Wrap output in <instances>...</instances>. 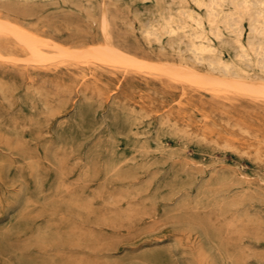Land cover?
<instances>
[{"label": "rangeland", "instance_id": "rangeland-1", "mask_svg": "<svg viewBox=\"0 0 264 264\" xmlns=\"http://www.w3.org/2000/svg\"><path fill=\"white\" fill-rule=\"evenodd\" d=\"M219 1L220 39L196 0H0V20L76 52L108 39L167 74L185 64L225 83L211 57L263 82L239 56V40L259 42L240 9L255 0ZM189 13L217 48L203 61ZM5 27L0 264H264V91L51 47L39 61Z\"/></svg>", "mask_w": 264, "mask_h": 264}, {"label": "bare ground", "instance_id": "bare-ground-1", "mask_svg": "<svg viewBox=\"0 0 264 264\" xmlns=\"http://www.w3.org/2000/svg\"><path fill=\"white\" fill-rule=\"evenodd\" d=\"M188 1V0H187ZM195 1V0H194ZM197 1V3L200 5V6H205L206 7V9H207V12H208V22L212 25V26H215L216 25V27H217V23L219 22V21H223V22H225V23H227V22H229L228 21V18H229V15L228 14H226L225 16H221V13L218 11V7H220L221 6V3H220V1L219 0H210V1H208V2H205V1H203V0H196ZM242 1V0H241ZM246 1V0H245ZM224 2V1H223ZM240 3V2H239ZM243 3V2H242ZM258 3H261V0H255V1H246L245 3H243L241 6H240V9H241V11H242V13L243 14H246V15H248L249 16V20H250V25H248V26H250V32H253L255 35V37H258L259 38V42H257V43H252V42H250L249 43V45L247 46V45H245L244 43H242L240 40H239V42H240V49H241V51L239 52V56H240V58H244V59H246V60H248V61H251L252 60V57L253 56H255V58H256V63L258 64V66L260 67V69L262 70V71H264V3L262 2L261 3V5L262 6H258L259 4ZM138 8V7H137ZM152 10V9H151ZM105 11V10H104ZM149 11V10H148ZM164 11V10H163ZM185 12H187L186 10H184ZM183 11V12H184ZM156 12V11H155ZM180 12V11H179ZM182 12V13H183ZM104 14H105V12H103ZM181 13V12H180ZM188 13V12H187ZM228 13V12H227ZM184 14V13H183ZM193 14V13H192ZM164 15V14H163ZM189 15H190V17H189ZM171 17L172 16H170V19H168L167 20V24H169V30H167V31H169V32H174L175 31V28L174 27H172L171 25H170V22H171ZM180 17V16H179ZM182 17V16H181ZM104 18H105V16H104ZM153 18H154V16H153ZM178 18V17H177ZM188 18H191V19H193V21L195 22V24H196V27H198V28H200V30L199 31H197L196 33H194V38H197V39H199V41L198 42H195V41H192V43H191V49L195 52V54H196V58H197V60H200V61H203V58H202V55L203 54H206V53H213V52H215L216 50H217V48L210 42L211 41V38H209L205 33H204V31L202 30L203 29V20L201 19V18H197V17H194L193 15H191L190 13L188 14ZM165 19V18H164ZM184 19V18H183ZM6 20V19H5ZM105 20V19H104ZM152 20V19H151ZM155 20V19H154ZM157 20V19H156ZM145 22H146V20H145ZM165 23H166V19H165V21H164ZM185 22V21H184ZM144 23V22H143ZM179 23V22H178ZM230 23V22H229ZM240 23V22H239ZM185 24V23H184ZM233 24V23H232ZM238 24V23H237ZM176 25V24H175ZM187 25V24H186ZM239 25V24H238ZM1 26L2 27H4V26H6V27H10V28H13V30L15 31L16 30V32H19L20 34H21V36H22V41L29 47V49L31 50V53H32V58L31 59H33V58H35L36 60H45L46 61V59H48L51 55H53L54 53H52L51 55L49 54V52H47V50H46V47H51L56 53L55 54H57V55H59L60 57H62V55H65V56H67V55H71V56H73V55H78L77 57H80L79 56V54H81L82 55V57H85L86 55H89L90 57H94V59L95 58H98V60H106V61H109L108 63H110V62H115V63H120V64H122V65H124V64H129V65H141V66H151V67H153V68H155V69H160V71H162V69L164 70V72H166L165 71V69H169L170 70V68L168 67H164L163 66V64H165V63H163L162 64V66H160L158 63V65H156V64H150V63H148V62H145V61H143V60H140L141 58H136V57H134L133 55H130V54H128V53H126V52H124V51H122V50H120V49H118V48H116V47H114L112 44H111V42H109L108 41V39H105V40H107V41H105L106 43H105V45L104 46H102V47H96L95 48V46H92V47H94V48H92V49H89V50H86V51H83V52H76L75 50H72L71 49V47L70 48H67V47H65V46H63V45H61V44H59V43H57V42H55L53 45H49V44H47V43H45L44 42V38L43 37H40L39 38V36L38 35H35V34H33V33H31V32H29V31H27V30H24L22 27H20L18 24H15V23H12V22H9V20H6V21H4V20H0V28H1ZM147 26V25H146ZM165 26V25H164ZM180 26H181V24H180ZM185 25H183L182 27H184ZM229 26V25H228ZM5 27V28H6ZM107 27V26H106ZM178 27V26H177ZM189 27V26H188ZM209 27H211V26H209ZM220 27V26H219ZM219 27H217L218 29H217V31L215 32V33H213L215 36H216V38H221L222 37V33L220 32V30H219ZM225 27V26H224ZM239 27V26H238ZM7 28V29H8ZM105 28V27H104ZM167 28V27H166ZM228 28V27H227ZM3 29V28H2ZM102 29V28H101ZM164 29V28H163ZM162 29V30H163ZM239 29V28H238ZM237 29V30H238ZM246 29V28H245ZM105 30V29H104ZM150 30H152V29H150ZM149 30V31H150ZM164 30H166V29H164ZM177 30H179V29H177ZM176 30V31H177ZM213 30V29H212ZM214 30H216V29H214ZM3 30H1L0 32H2ZM6 31H8V30H6ZM103 31V30H102ZM148 31V30H147ZM106 33H108L107 31H105ZM212 32V31H211ZM104 33V32H103ZM105 33V35L107 36V34ZM146 33H148V32H146ZM154 33V32H153ZM156 33V32H155ZM154 33V34H155ZM174 33H176V32H174ZM185 33V32H184ZM186 33H188V32H186ZM149 34V33H148ZM147 34V35H148ZM152 33H151V31H150V34L149 35H151ZM110 35V34H109ZM156 35V34H155ZM241 35V31L239 30V36ZM243 35V34H242ZM241 35V36H242ZM103 36V35H102ZM106 36H104L105 38H106ZM164 36V35H163ZM162 36V37H163ZM254 36L252 37L253 39H254ZM108 37V36H107ZM111 37V36H110ZM109 37V38H110ZM165 37V36H164ZM163 37V38H164ZM21 38V37H20ZM42 38V39H41ZM157 38V37H156ZM223 38H225V36H223ZM47 39V38H46ZM45 39V41H52L51 39H47L46 40ZM156 40H158V39H156ZM228 40V39H227ZM88 41V40H87ZM213 41V40H212ZM250 41V40H249ZM214 42V41H213ZM222 42H223V40H222ZM236 43V42H235ZM234 43V44H235ZM230 44H231V42H230ZM95 45V44H94ZM100 45H103V44H100ZM174 45V44H173ZM91 46V45H90ZM90 46H88V47H90ZM83 47V46H82ZM187 47V46H186ZM238 47V46H237ZM74 48V47H73ZM239 48V47H238ZM237 48V49H238ZM28 49V50H29ZM75 49V48H74ZM82 49H84V48H82ZM2 50H4V49H2ZM81 50V49H80ZM236 50V49H235ZM5 54V53H4ZM83 55H85V56H83ZM236 55V54H235ZM5 56V55H4ZM3 56V57H4ZM7 56V55H6ZM5 56V57H6ZM9 56V55H8ZM12 56V55H11ZM10 56V57H11ZM14 56V55H13ZM12 56V57H13ZM29 56H31V54L29 55ZM54 56V55H53ZM230 56V55H229ZM238 56V57H239ZM28 56L26 55V58H27ZM90 57H89V59H90ZM1 58V57H0ZM8 58V57H7ZM17 58V57H16ZM20 58V57H19ZM30 58V57H29ZM56 58V57H55ZM201 58H202V60H201ZM2 59V58H1ZM4 59V58H3ZM93 59V60H94ZM210 61H209V65L212 67V68H217L218 67V69L220 70V71H222V72H224V74L226 75V76H224L223 77V80L224 81H226V82H228L229 84H230V82H233V83H235V85L237 84L238 86H240L241 88L242 87H248V89L250 88V89H252V90H255V91H264V81L263 82H257V81H255V82H253L252 80H250L249 78H244L243 76H237V77H235V76H230V75H232L231 73H230V71H232V66H231V64H229V63H227V62H225V61H223V59L221 60V58H219V60H214V59H212L211 57H210ZM232 59V58H231ZM17 60V59H16ZM20 60H22L21 58H20ZM29 60V59H28ZM36 60H32V61H36ZM49 60V59H48ZM47 60V61H48ZM56 60V59H55ZM79 60V59H78ZM92 60V59H91ZM97 60V59H96ZM145 60V59H144ZM95 61V60H94ZM199 61V62H200ZM37 62V61H36ZM42 62V61H41ZM44 62V61H43ZM104 62V61H103ZM163 62H165V61H163ZM167 62V61H166ZM207 62V61H206ZM235 62V61H234ZM115 63H113V64H115ZM169 63H171V62H168V64ZM176 63H174V62H172V64L171 65H174L173 67H176L177 65H175ZM178 64H180V63H178ZM243 64H245V63H243ZM247 64H250V63H247ZM170 65V64H169ZM182 66V69L180 68V69H176L174 72H172L174 69H173V67H172V73H170V71H168L169 73H170V75H172V74H175V73H177V74H179V75H177V77L179 76L180 77V75H181V78L183 77L182 75H184V76H189L191 79V81H193V79H197V80H199V81H201V82H203L204 84H210V83H212V84H214L215 82H217L219 79H217V77L216 76H218V75H215V76H212L211 74H209V72H208V74H205V75H203L202 77L200 76V78H198L199 76H198V74L199 73H197L196 71L197 70H195L194 71V69H190V67L188 68V66L187 65H185V64H182V65H178V68L179 67H181ZM148 69V68H147ZM216 70V69H215ZM219 71V72H220ZM163 72V71H162ZM238 72V71H237ZM240 72V71H239ZM168 73V74H169ZM264 73V72H263ZM166 74H167V72H166ZM167 74V75H168ZM201 74V73H200ZM173 76H176V75H173ZM172 77V76H171ZM221 77V76H220ZM188 78V77H187ZM174 79H175V77H174ZM177 79H180V78H177ZM183 79V78H182ZM220 81H221V78H220ZM197 82V81H196ZM219 82V81H218ZM217 82V84H219ZM221 82H223V81H221ZM226 82L225 83H220V84H225L226 85ZM227 83V84H228ZM203 84V85H204ZM228 84V85H229ZM198 85H201L200 83L198 84ZM231 85H233L232 83H231ZM236 85V86H237ZM214 87H215V85H214ZM221 87H223L222 85H221ZM236 90V89H235ZM240 90V89H239ZM243 93V92H242ZM247 93V92H246ZM248 93H251L252 94V91L251 92H248ZM258 93H260V92H258ZM250 94V95H251ZM254 94H257V92H254ZM263 94V93H262ZM262 94H260L259 96H261ZM180 97V96H179ZM177 101V100H176ZM178 102V101H177ZM132 131H134V130H132ZM90 139V138H89ZM108 139V138H107ZM108 141V140H107ZM2 149V148H1ZM105 150V149H104ZM134 161V160H133ZM120 164V163H119ZM131 165V164H130ZM131 168H133V167H131ZM233 181V180H232ZM231 182V181H230ZM15 187V186H14ZM244 192V191H243ZM28 200H29V198H27ZM30 201V200H29ZM30 202H33V201H30ZM246 215H247V213H246ZM174 219V218H173ZM232 221V220H231ZM231 223V222H230ZM208 235V234H207ZM199 238V237H198ZM153 246V245H152ZM201 251V250H200ZM200 251H198V252H200ZM175 254V253H174ZM197 254V253H196ZM200 254V253H199ZM198 255V254H197ZM197 255H195V256H197ZM173 257H175V256H173ZM205 258V257H204ZM203 258V259H204ZM227 258V257H226ZM176 259V258H175ZM81 260V259H80ZM89 260V259H88ZM80 262V261H79ZM83 262V261H82ZM90 262V261H89ZM210 262V261H209ZM212 263V262H211ZM223 263H225V262H223ZM204 264V263H203Z\"/></svg>", "mask_w": 264, "mask_h": 264}]
</instances>
